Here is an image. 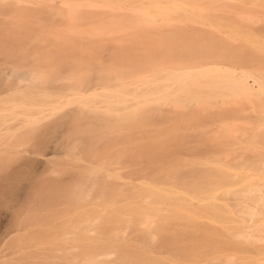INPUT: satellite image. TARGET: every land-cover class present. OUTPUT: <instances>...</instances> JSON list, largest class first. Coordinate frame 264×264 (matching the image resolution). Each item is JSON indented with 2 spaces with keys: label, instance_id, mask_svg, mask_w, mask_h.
<instances>
[{
  "label": "rangeland",
  "instance_id": "374dc122",
  "mask_svg": "<svg viewBox=\"0 0 264 264\" xmlns=\"http://www.w3.org/2000/svg\"><path fill=\"white\" fill-rule=\"evenodd\" d=\"M238 8L244 12L239 11ZM214 11L221 15H213L215 14ZM71 12H74L73 15L78 19L73 20L70 16ZM251 15L260 20L254 21V24H249L250 31L249 28L245 27L247 23L240 22V17ZM22 16L23 18H21ZM235 20L239 21V26L248 32L246 31L247 33L244 35L241 33L233 39L230 21L235 22ZM235 23L238 24V22ZM91 25L94 26L91 27ZM71 28L76 32H68ZM94 28H103L105 31L100 35L86 36V31L94 30ZM117 28H124L127 33L147 34L154 39L162 33L168 34L175 30L191 29L194 30V33L201 35L197 37L199 42L205 43L210 39L221 41L232 47L242 48L244 53L259 56L250 58L264 59V0H0V91L13 86V90L4 96V100L0 99V264H23L24 258L27 256H33L38 261L35 264H53V260H57L54 247L49 243L52 239L53 230L45 223L46 218L50 217L49 214L53 213L49 209L52 208L58 213L67 214L73 208V204L70 202L71 196H73L71 192H75V194L78 192V197L79 192L83 193L84 189L86 191L87 189L90 191L94 189L95 194L99 191L98 184L95 183L93 187V183L90 182L97 179V174H92L93 179L90 177L91 180L89 178L88 180L87 178L83 179L81 175L77 178V180L79 178L80 180L86 179L87 181L84 183L86 182L85 185L87 182L90 183V187L88 184V187H80L84 183H80V186L74 184L75 186L68 189L64 188V192L63 189H58V193H56L57 189L49 190L48 187L44 186H48L46 185L47 182L57 181L61 177L64 179V177L69 178L79 172L81 173L84 168L82 161L89 157L87 150L93 148L92 143H98L92 141V133H89L95 127L82 124L83 119L101 112L89 107H86L85 110L81 109L80 102L72 98L70 103L61 108L58 113L52 114L47 110L32 118V113H34L32 111L37 110L42 105L45 106L47 102L40 100L32 93V87L29 85V72L32 67L24 63L16 64L24 54H28L29 57L44 54L42 52L50 49L51 41L56 35H67L66 38L72 41L101 44L104 47L101 48L100 52L104 48L107 52L106 56L99 57L98 61L104 65L108 64L111 62L113 57L110 56L114 52L110 46L120 44L119 39L116 41L120 32L117 33L116 30H113ZM249 33H251L250 37H246L245 34ZM129 38L132 39V37ZM107 47L111 51H108ZM6 51L10 52L9 55L6 54ZM83 53L84 60L95 59L87 50ZM50 60H48L50 62L49 67L45 71V85H47V91L54 92L57 89H62L63 86L67 85L68 82L66 81L69 80L62 81L55 78V74L51 71L53 60ZM85 62L80 66L84 72ZM229 63L231 65L228 64L227 66L236 74L242 71L250 73L246 78V82L251 85L249 94H233L227 90L218 89L210 91L208 101L202 105L193 98L178 105L170 97H164L156 102L137 106L144 110L145 107L155 103L149 107L150 109L148 108L149 110L146 108L141 112L140 108L134 111L132 108L130 112L127 111L124 114L120 112L119 115H123L121 120L118 118L116 121H107L108 127L112 128V126L117 125L121 133H124L126 128L133 127V133H130V130L129 133L127 132L128 138L124 134L121 136L123 140L127 138L126 142L123 141L124 144L120 140L122 144L118 151L121 149L120 152H122V147L125 146L123 147V149L125 148L124 153L121 154L117 151L118 154L115 158L113 157L114 160L111 158L117 163L113 162L110 167L118 170L120 178L134 182L135 186L150 184L173 191L174 198L172 199H162L161 195L155 197L164 202L167 200V203H159L158 206L162 209L160 214L166 215L167 213L164 214L163 212L168 211L173 218H169L168 215L164 216L154 233H147L149 234L147 236L148 241H145L147 239L143 231L140 232V230H136L137 228L135 229L136 233L127 235L132 238L131 242L135 244L139 253L142 251L150 256L148 263L145 264H264V199L258 201L261 192L264 190V107L254 96L259 87L258 81L264 83V69L263 71L261 68L259 69L258 64L256 65L254 62L245 65ZM69 69L67 63L63 62L60 65L59 74L69 75L71 73ZM161 70L163 71H147L142 73L141 77L131 76L123 77L125 79L103 80V83L111 86L124 81L126 83L138 82L137 85H139L140 90L145 88L142 84L143 81L148 80L149 89L172 91L173 97H176L178 81L174 79L165 80L164 69ZM95 73L96 71L91 75ZM227 74L228 71H221L220 73L224 79L227 78ZM20 77H23L26 82L24 80L21 82ZM81 79L82 77L76 78L73 75L70 82H78ZM190 79L192 77H189L187 82ZM94 83L96 82L91 84ZM52 85H55L53 86L54 89L51 87ZM169 85L171 88L168 87ZM118 91L121 92L122 89L118 88ZM67 92L69 91L67 90ZM33 97L37 99L34 101L31 99ZM10 106L15 109H11ZM21 106H25V109ZM17 107L21 110L19 115ZM26 107L31 109L27 110ZM24 110L28 112L27 115L32 112L29 115L32 119L29 116V119H24L23 114L25 113L22 114L25 112ZM137 110L138 113H136ZM139 111L141 112L140 115ZM9 112L14 115L8 116ZM128 113L133 116L128 118L126 116ZM98 115L106 116L105 113ZM138 121L143 122V125ZM15 122L18 125H14ZM181 122L183 123L181 124ZM123 124L126 126L128 124V126L123 129ZM135 130H137L136 134L134 133ZM100 131L102 132L101 129ZM103 134L105 137L106 134ZM131 136L135 138L133 137L134 139L131 140ZM138 136L140 137L138 138ZM161 140L163 143L161 142L160 146ZM141 145H146V148ZM153 146L155 147L153 148ZM142 147L146 151L147 158L144 157ZM129 153L130 160L127 155ZM157 153L161 154L156 156ZM134 154L135 156L138 155L139 158L137 159ZM43 155H45L46 162L40 159L44 158ZM126 155L130 162L124 160L126 163H123L121 160ZM133 157L137 163L134 161L132 164L133 160L131 159ZM133 168L137 169H135L136 173ZM137 172H139L138 175H136ZM173 174L176 176H172ZM170 175L175 179H181L180 182L183 183L177 185L178 181L176 183H174V179H171L174 180L173 182L169 181ZM162 178H166L165 181L161 180ZM44 181L46 182L45 185ZM166 181L171 182V184H165ZM36 183L39 184L37 187ZM193 184L194 186H192ZM76 185H78L77 189ZM188 186L190 188H187ZM71 188L73 189L71 190ZM42 189L46 190V193L48 190L51 191H48L49 196L46 195L49 199H46ZM90 191L84 193L88 194ZM81 195L80 193V205L83 204L82 201H85L82 200L85 196ZM70 204L72 205L70 206ZM254 209L256 210L254 211ZM251 210L254 213H251ZM60 217V222H63L64 219ZM174 223L178 224L175 225ZM61 224L62 226L64 224L66 228L68 227L66 226L67 221ZM171 226H174L172 231ZM38 229L41 230L38 231ZM39 232L42 235L39 236L40 238L37 237ZM184 234L186 236L189 234L190 237L187 236L186 239ZM32 235L38 239L33 240ZM134 235H137L139 239ZM29 236L33 237V239L31 237L30 243V240L27 242ZM174 238L175 241L173 242ZM188 238L192 241H187ZM190 244L192 247L189 246ZM64 245L66 247L64 252L67 250L72 252L71 245L78 247L79 250L75 249L79 253L83 250H80L82 247L77 243L66 242ZM35 250L38 252L36 253ZM64 252L62 254H66ZM28 253L29 255H27ZM61 264L63 263L61 262Z\"/></svg>",
  "mask_w": 264,
  "mask_h": 264
},
{
  "label": "bare ground",
  "instance_id": "6f19581e",
  "mask_svg": "<svg viewBox=\"0 0 264 264\" xmlns=\"http://www.w3.org/2000/svg\"><path fill=\"white\" fill-rule=\"evenodd\" d=\"M236 4H238V3H236ZM251 5L254 6V4H251ZM243 9H245V8H243ZM153 10L155 11V9H153ZM234 10L236 11L237 9H234ZM238 10L240 11L242 9L238 8ZM224 11H226V10H224ZM73 13L74 12L70 13V16H72L71 18L73 20L78 19L73 15ZM216 13H219V12H215V14H213V15H217V16L221 15L220 13L219 14H216ZM146 15H148V14H146ZM21 18H23V16ZM220 18H221V16H220ZM234 18L236 19V17H234ZM257 18L255 16L253 17V15L247 16V17H240V22L247 23V25H245V27L249 28V24L253 23L254 21L256 22V21L260 20ZM153 19H155V18H153ZM169 19H170V17H169ZM183 19H186V18H183ZM236 20H238V18ZM236 20H235V22H238V24L230 21V31H231V34H232L231 36L233 39H235V37H237V35H241V33L244 35V33L248 32L247 30L243 29V27L241 28V26H239V24H240L239 21H236ZM142 23H144V22H142ZM92 26H94V25H91V27ZM161 26H162V24H161ZM240 28H241V30H240ZM113 30H116L117 33L120 32L119 33L120 35H117L118 38L116 40V41H118V39H119L120 44H114L113 46H110L111 49L112 48L114 49V52H112L110 57H113V58L111 59V62L108 64L104 65L98 61L99 60L98 58L99 57H105L106 52H107V51L105 52V48L103 49L102 52H100V50H102L101 48L104 47V46L102 47L101 44L93 43V42L83 43V42H78V41H72V40H69L66 38L67 35H56V34H55L56 36L54 37V39L51 41L50 49L48 48L47 50H44L42 52L44 54H40L39 56L37 55L36 57H29L28 54H24L22 57L19 58V60L16 64V65H18V64L20 65V64L24 63V64H27L30 67H32V70L29 72L30 73V78H29L30 80L28 79L30 82L29 85H31V87H32V93L34 96H37V98H39L40 100L47 102V104H45V106L42 105L43 107L40 106L41 104L39 103L40 107L37 108V110L32 111L34 113L29 112V115H31V113H32V118L33 117L35 118L36 116H38L39 113L40 114L42 112L44 113L47 110L52 114L58 113L61 110V108H63L65 105H68L70 103L72 98H75L77 101L80 102L79 104H81V109L85 110L86 107H89V108H92L93 110H96L98 112L106 114V116H103V115H98V114H101V113H98V114H95L93 116L90 115L89 117H85L83 119L82 124H87L90 126L92 125L93 127H95V128L92 127L93 131H91L89 133H92L91 134V136H93L92 141H96L98 143H92L91 145H93L92 146L93 148L90 149L89 151L87 150V152L89 153V157L87 159L83 160L86 163H84L82 161V165L84 166V168L81 170L82 174L79 172V173H77L78 175L76 174V175H73L72 177H69V178L64 177V179H61L62 178L61 177L57 181L51 180L52 182H50V183L47 182L48 184H46V185H48V186H44V187H48L49 190L53 189V188L57 189L56 193H58V189L59 190L63 189L62 191L64 192V188L68 189L71 186H75L74 184H79V186H80L81 185L80 183H84V181H87L88 178H89V180L93 179L91 177L92 174H97L96 175L97 179L90 181L93 183L92 184L93 187H94L95 183L98 184L97 187H98L99 191L96 194L94 192V189L91 191L89 189H87V191H90V193L94 192L91 194L90 193L86 194L87 191L84 189L83 191L86 193H84V192L83 193L85 195L82 192H79L78 197H77L78 192H76V194H75V192H71L73 196H71L72 199L70 202H72L73 208H71L67 212V214L58 213L57 211L53 210L52 208L49 209L50 211H53V213H51V215L49 214L50 217L46 218L45 223H47V225L49 227H51L53 230L52 231L53 234L51 237L52 239H50V242H49L54 247L55 258L57 259V260H55V259L53 260V264H59V263L61 264V262L63 264H143V263L145 264V263H148V259H149L148 257H150V256H147L145 254V252H142V251H140V253H139V251L136 250L135 244L131 242L132 238H130L127 235H129L131 233L132 234L136 233V230H140V232L143 231V233L145 234V238L147 239L145 241H148L149 239L147 238V236L149 234H147V233L148 232L154 233V230L158 227L157 225L161 224L164 216L168 215L169 218L172 217V216H170L171 213L169 212L170 213V215H169L168 211L163 212L164 214L167 213L166 215L160 214V211L162 209L158 205H159V203H162V202L167 203V200L164 202L161 199L158 200L155 198L158 195H161L162 199H170V198L172 199V198H174L172 195V193H173L172 190L166 189V188H161V187H158L157 185L152 186L150 184H148L146 186H144V185L143 186H141V185L135 186L134 185L135 183L130 181V180H125V179L122 180V178H120V176H119L118 170L114 167H110V165L113 164V162L115 163V161H112V159H113V157L115 158V156L118 154L117 151L119 150L120 145L122 143L124 144L123 141L125 139L124 140H123V138L121 139L122 134H124L128 138L127 132L130 130L131 132L130 131L129 132L133 133L132 132L133 127L132 128H129V127L126 128L129 123L127 124V126L125 124H123V126H124L123 129L126 128V131L124 133H121L120 129H118L117 125L112 126V128L108 127L107 121H113V120L116 121V120H118V118H120L119 120H121V117L123 115H119L120 112H122V114H124L125 112L127 113V111L130 112V109H132V108H134L133 111L138 109V108H140V110H141L142 107H140V106L137 107L138 105H145V104L147 105V103L156 102L159 99L164 98V97H170L171 100L176 102V104H178V105L183 104L184 101H186L187 99L193 98V99H195V101L198 104L202 105L208 101V99H207L209 97L208 93L210 91H215L218 89L219 90H227L233 94H237V93L238 94H244V93L249 94L248 92H250L251 85H249L246 82V78H247V76H249L250 73H248V71H242V72L239 71L240 73L236 74L227 65L228 64L231 65V63H229V62L239 63V64H243V65L254 62V63H256V65L258 64L259 69L261 68L262 71L264 69V67H263L264 66V59L257 60V59L250 58V57H259V56H253L249 53H244L242 48H237V47L235 48V47H232L229 44L223 43L221 41H216V40L210 39L208 42H205V43L199 42L197 40V37L201 36V35L199 33H194L193 32L194 30H191V29H189V30L185 29L183 31L175 30V31L168 33V34L162 33V34H159V36L156 37V39L152 38L150 35H147V34L142 35L141 33L136 32V31H135L136 33H134V34L127 33V31H125L124 28H117V29H113ZM243 30H245V32H242ZM249 30L251 31L250 28H249ZM70 31L76 32L72 28L70 30H68V32H70ZM104 31H105V29H103V28L102 29H95L94 28V30L90 29V30L86 31V36L100 35V34H103ZM165 32H167V31H165ZM257 33H259V32H257ZM250 35H251V33L245 34L246 37L247 36L250 37ZM204 36H205V34H204ZM208 36H209V34H208ZM129 37H132V39ZM249 46H250V44H249ZM243 47H245V46H243ZM110 48L107 47V50L111 51ZM85 50H87L91 54L92 57H95V59L94 60H84L83 59V55H84L83 51H85ZM248 50H251V49H248ZM9 53H10L9 51H6V54L9 55ZM95 53H97V56H95ZM30 58H31V60H30ZM48 60H50V61L53 60L52 61L53 65L51 66L52 67L51 71H53L52 73L55 74V78L62 80V81L69 80V81H66V82H68L67 85L63 86L62 89H57V91H54V92L53 91H47L46 90L47 85H45V82H46L45 71L49 67V63H50ZM84 61H86L84 63L85 72L82 71L80 68L81 64ZM63 62H66L67 66L70 67L69 71H71V73L69 75L59 74L60 65H62ZM238 67H240V66L238 65ZM64 69L66 70L67 68H64ZM74 69H75V71H73ZM161 69H164L165 80L166 79H174L175 81H178V86L176 89V91H178V94H176V97H173L174 93L172 91L166 92L165 90L149 89L148 85H150V84L148 83V80L143 81L142 84H144L143 86H145V88L140 89V90L138 88L139 85H137L138 82L137 83L136 82L126 83L124 81V82H121L120 84H117V85L113 84L111 86H109V84L103 83V80L104 81H106V80L111 81L114 79H125L123 77H131V76L132 77H134V76L141 77L142 73H146L147 71H150V70H152V71H159V70L163 71ZM234 70H235V68H234ZM13 71H14V69H13ZM94 71H96V73L94 74L95 77H92L94 75H91V74ZM221 71H228L227 78L224 79L221 77V75H220ZM11 74H12V72L10 73V76H11ZM19 74H20V71H19ZM23 74H24V72H23ZM73 75H75L76 78L82 77V79L78 82H70V80H72ZM189 77L190 78L192 77V79H190V81L187 82V79ZM21 78H22V80H21ZM19 79L21 82L24 80L23 77H20ZM144 80H145V78H144ZM24 81L26 82V80H24ZM92 82H96V83L91 84ZM61 83H63V82H61ZM53 86H55V85H52L51 87H53ZM258 86L259 87L256 90V93H254V96L258 99V101L260 103H262V105L264 107V83H263V81L259 80ZM168 87L171 88V85H169ZM12 88H13V86H9V87H6L4 90L0 91V99L1 98L3 99L7 93H9L11 90H13ZM118 88H121L122 91L121 92L118 91ZM53 89H54V87H53ZM63 90H65V91L63 92ZM67 90L69 92H67ZM25 97L28 98L29 96H25ZM37 98L33 97L31 99L35 101V99H37ZM18 99L21 100V98H18ZM153 104H155V103H153ZM153 104H151V106L145 107L144 110H146V108L148 109L149 107H152ZM35 105H36V103H35ZM21 107H23V106H21ZM10 108H11V106H10ZM23 108L25 109V106ZM11 109H15V108H11ZM26 109H27V107H26ZM28 109H31V108L29 107ZM17 110H18V115H19L21 110H20V108H18ZM32 110H34V109H32ZM138 110H137V112L136 111L135 112L138 113ZM144 110H141V112H143ZM11 112H9V114H7V115L8 116L11 115L10 114ZM141 112L139 111V115ZM23 113L28 114V112H26V111L22 112V114ZM3 114H1V115H3ZM25 114H23L25 117L24 119H29L28 118L29 115L26 114L27 115L26 116ZM130 114L128 113V114H126V116L128 118L132 117L133 115H130ZM13 115H11V116H13ZM16 115H17V113L15 114V116ZM33 115H35V116H33ZM29 117L31 118V116H29ZM137 120H140V119H137ZM141 120H142V118H141ZM34 121H32V122H34ZM135 121H133V122H135ZM2 122L4 123L3 120H2ZM133 122H131V123H133ZM138 122H141V121H138ZM143 122H141L142 125H143ZM7 123H9V122H7ZM21 123H23V122H21ZM182 123L183 122H181V124ZM191 123H189V124H191ZM189 124H188V126H189ZM14 125H18V123L15 122ZM131 126H134V125H131ZM180 127H181V125H180ZM165 128H167V127H165ZM100 129L102 130V132L100 131ZM136 129H137V126H136ZM159 131H161V130H159ZM167 131H168V129H167ZM136 132H137V130L134 131L135 134H136ZM103 133L106 134L105 137H104ZM143 133H144V131H143ZM156 133L158 134V132H156ZM162 133H165V132H162ZM144 134L146 136V133H144ZM148 135H149V133H148ZM150 135H152V134H150ZM133 137L132 136L130 137L131 140L135 138V137L134 138ZM139 137L140 136H138V138ZM148 137H150V136H148ZM127 138H126V140H127ZM120 140L122 141V143ZM126 140H125V142H126ZM163 140L160 141V146H161V142L163 143ZM129 141H130V139H129ZM164 141H166V140H164ZM147 143H148V141H147ZM38 144H39V142H38ZM143 144H145V143H143ZM164 144H165V142H164ZM172 144H170V145H172ZM44 145H43V148L45 146H47V145H45V146ZM147 145H149V144H147ZM141 146L145 147L146 145H141ZM40 147H41V145H40ZM123 147H125V146H123ZM123 147H122V152L125 149V148L123 149ZM144 147H142V149L144 150L143 151L144 157L146 156V158H147V155H145L146 151H145ZM154 147L155 146H153V148ZM167 147H168V145H167ZM171 147H173V146H171ZM130 149H133V148H130ZM130 149H128V150H130ZM120 151H121V149H120ZM120 151H118V152L122 154V152H120ZM149 151H151V150H149ZM149 151H147V152H149ZM143 152H141V153H143ZM163 152H161V153H163ZM135 153H136V151H135ZM138 153H140V152H138ZM161 153H157L155 155L157 156L158 154H161ZM146 154H148V153H146ZM45 155H43L44 158H40L41 161L46 160ZM127 155H128V159L131 158L130 153ZM127 155H126V157H124V159L121 160V161H123V163L130 162L129 161L130 159L127 160ZM155 155H154V157H155ZM119 156H121V155H119ZM134 156H135V154H134ZM136 156L138 159L139 158L138 155H136ZM85 157H87V156H85ZM150 157H152V156H150ZM133 159H135V158L133 157L131 160H133ZM124 160H126V162ZM143 160H144V158H143ZM150 160H151V158H150ZM134 161L136 162V160H133L132 164H134ZM138 161H140V160H138ZM141 162H142V160H141ZM116 163H117V161H116ZM152 165H150V166H152ZM121 166H122V164H121ZM170 166L173 167L172 165H170ZM136 168H133L135 173H136V170L138 169V168L137 169ZM140 168H141V166H140ZM143 169H145V168H143ZM159 172H157V173H159ZM138 173L139 172H137L136 175H138ZM140 173H141V171H140ZM42 175H44V174H42ZM80 175H81V177H83V179L87 178V180L86 179L80 180V178L77 180V178L80 177ZM168 175H169V173H168ZM172 176L175 177L176 174L175 175L173 174ZM90 177H91V179H90ZM174 177H171V175H170L169 181L171 179H174L175 181L171 180V182L174 181V183H176L178 181L177 185L183 183V182L182 183L180 182L181 181L180 178H179L180 180H178V178L175 179ZM178 177H179V175H178ZM50 179H52V178H50ZM50 179H49V181H50ZM164 179H166V178H164ZM164 179L162 178L161 180L165 181ZM169 181H166L165 184L169 183ZM171 182L169 184H171ZM45 183L46 182L44 181V185H45ZM85 183L83 184V186L81 185L80 187H88V185L90 187V185H91L90 183L87 182V184H88V185L86 184L87 186L85 185ZM217 183H219V182H217ZM38 185L36 183V187ZM77 186L78 185H76V189H77ZM189 186H191V185H189ZM189 186L187 188H190ZM192 186H194V184ZM72 189L73 188H71V190ZM74 189H75V187H74ZM79 189H78V191H79ZM45 191L43 190L42 193L43 194L45 193L44 195H45L46 199L47 198L49 199V197H47L46 195L49 196V192H51V191H49V192L47 191V193ZM71 193H70V195H71ZM80 193L82 194L81 196H83V197L85 196L84 199L82 198V200H85L86 204H85V201H82L83 204L80 205L81 204L79 202V200L81 199V197L79 198ZM258 199H259L258 201H260L261 199H264V190L261 192ZM77 202H79V203H77ZM72 204H70V206ZM178 204H179V202H178ZM164 210H166V209L164 208ZM167 210H169V208H167ZM191 210H194V209H191ZM255 210L256 209H254V211ZM50 211H49V213H50ZM254 211L251 210V213H254ZM147 212H149V213H147ZM176 216H178V215H176ZM59 217L64 219L63 220L64 223H66V221H67V225H66V226H68L67 228L64 226V224L62 226L61 223H63V222H60ZM174 218H176V217H174ZM188 220L190 221V219H188ZM30 221H31V219H30ZM176 224H178V223H176ZM166 227H168V226H166ZM173 227L174 226H171V231H172ZM186 227H188V226H186ZM64 228L67 230H65ZM181 228H182V226H181ZM39 230H41V229H38V231ZM161 230H162V228H161ZM173 230H174V228H173ZM191 231H193V230H191ZM40 233L41 232H39V235L37 237L42 236V235H40ZM43 233H45V231ZM34 234H35V232H34ZM50 234H51V232H50ZM32 236L34 237V235H32ZM49 236H51V235H49ZM187 236L190 237L189 234H187ZM187 236H186V239H187ZM31 237L30 236L27 237V238H29V239H27V242L31 239ZM33 237H32V239H33ZM37 237H34L33 240L38 239ZM44 237H46V236H44ZM47 237H48V235H47ZM135 237L137 239H139V237L137 235ZM159 237H160V235H159ZM149 238H151V237H149ZM162 239H163V237H162ZM44 240H45V238H44ZM44 240H43V242H44ZM31 241L32 240H30L29 243ZM174 241H175V238L173 239V242ZM187 241H192V240H190L188 238ZM66 242H69L70 244L71 243H77L78 245H80L82 247V248H80V250L83 249L82 252L79 253L78 252L79 248L72 246V245L70 246L72 252H70L69 250L64 252V250L66 249V247H64L65 246L64 243H66ZM40 243H42V242H40ZM143 243H145V242H143ZM160 243H162V242H160ZM189 246H191V244ZM176 247H177V245H176ZM67 248H69V247H67ZM75 248L78 250H76ZM42 249H44V248H42ZM45 249H48V248L45 247ZM139 249L141 250V248H139ZM49 250H50V248H49ZM74 251H76V252H74ZM136 251H137V254H136ZM37 252L38 251H36V253ZM63 252L66 254L68 253V254L67 255L62 254ZM39 253H41V252H39ZM191 254H193V253H191ZM27 255H29V253ZM136 255H137V257H136ZM35 263H38V261L35 260L33 258V256H31V257L27 256L26 258H24L23 264H35ZM153 263H156V262L153 261Z\"/></svg>",
  "mask_w": 264,
  "mask_h": 264
}]
</instances>
